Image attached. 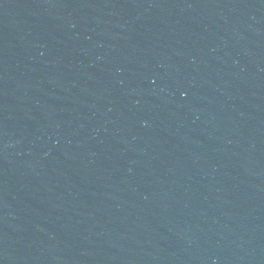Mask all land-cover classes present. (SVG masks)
I'll use <instances>...</instances> for the list:
<instances>
[{
	"label": "water",
	"instance_id": "water-1",
	"mask_svg": "<svg viewBox=\"0 0 264 264\" xmlns=\"http://www.w3.org/2000/svg\"><path fill=\"white\" fill-rule=\"evenodd\" d=\"M0 264H264V0H0Z\"/></svg>",
	"mask_w": 264,
	"mask_h": 264
}]
</instances>
